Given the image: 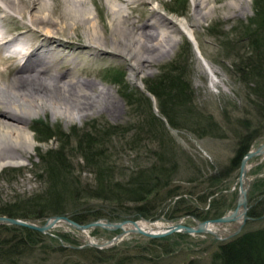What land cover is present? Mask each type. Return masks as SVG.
I'll list each match as a JSON object with an SVG mask.
<instances>
[{
  "label": "rangeland",
  "instance_id": "1",
  "mask_svg": "<svg viewBox=\"0 0 264 264\" xmlns=\"http://www.w3.org/2000/svg\"><path fill=\"white\" fill-rule=\"evenodd\" d=\"M33 1L29 0V3L32 4ZM47 1L50 9L56 8L57 14L54 19L58 20L59 14L67 10L64 3L66 0ZM85 1L83 7L89 11L91 21L96 23L99 41L103 46L91 51L92 46L89 47L91 43L85 38L83 26L74 30H62L58 35L59 43L65 45L70 42L72 48H62L61 53L67 58L61 61L51 74L63 75L65 79L95 80L99 87L107 88L113 93L119 101V106L93 109L87 111L85 115H74L69 120L63 116L55 117L52 111L32 118L30 128L35 136V148L30 153L25 152V158L19 161L21 163L9 164L0 169V204L20 201H14L15 198L24 200L46 196L50 185L43 169L49 159L47 152L51 150L63 149L67 162L74 170V176L82 182L81 190L92 188L96 177L93 171L97 167L83 161L78 145L83 137L84 141L86 137H91L93 141L98 142V147L96 146L98 149L107 152L112 165L127 172L146 164L147 155L152 150H157L161 143L171 149L175 148L180 164L179 185L195 193L194 200L184 195V199L189 201L186 204L199 210L197 214L210 211L214 206L213 202L216 208L224 211V214L232 212L239 200L238 181L241 165L232 168L231 160L245 138L251 141L249 151L259 148L264 143V111L258 108L256 97L250 94L251 91L236 72L240 66V60H237L236 56L249 52L248 43L244 38L250 21L255 20V5L257 2L264 4V0H209V6L204 10L208 16L205 20H200V26H197L196 20L193 21V18L195 19L193 0H163V3L152 1L140 5L135 10L128 9L126 3H123L124 0L123 2L110 0L123 6L125 14L133 15L131 22H135L137 26L155 22L154 17L157 14L176 23L187 19L193 26L191 27L193 38L189 39L182 33L174 34L173 40L176 44L170 42L173 47L171 52L169 53V50L164 54L156 53L155 63L146 67L143 73L136 72L134 69L136 62L128 60L122 53L130 40V35L124 33L122 37L125 41L120 44L111 34L112 15L107 0ZM35 5L37 6L34 8L32 5L31 9L37 14L41 5L37 2ZM154 10L157 11L155 15ZM28 22L29 16L22 17L15 12L11 14V11L0 13V36H6L16 27L29 25ZM36 29L39 28H35V32L43 35V31L39 32ZM42 41L41 39L40 43ZM24 43L22 48L30 45L31 41ZM14 49L15 47L9 51ZM104 57L107 60H103ZM74 58H79L81 62L79 71L74 70V65L71 64ZM204 61L218 73V86L211 85ZM20 64L22 66L25 61H20ZM172 65L182 68L183 73L185 72L183 81L190 86L191 92L188 96V106L194 110L196 116H213L212 124L207 120L204 123H194L197 122L196 117H192L194 114L183 111L176 114L175 121L179 127L174 128L161 114L160 102L148 94L147 86L168 72ZM14 66L8 81L16 75L18 69ZM152 115L163 123L162 127L160 122L152 120ZM49 136H53L54 139L49 143H39L40 139ZM2 156L8 158L12 155ZM49 160L52 161V158ZM250 165L252 168L248 178L251 181V188L248 197L251 208L248 213L249 220L242 227L239 236L264 227V159L263 161L261 158L253 159ZM60 185L59 183L57 189L62 188ZM211 185H214L212 189L215 194L206 197L207 189ZM73 192L71 191V194ZM68 195L72 198L70 193ZM204 196L205 200H208L207 204L201 203L200 198ZM176 200L168 201L159 212V217L155 219L169 220L166 217L167 213L172 210ZM90 204L92 207L98 206L95 211L99 210L118 218L116 216L119 213L104 208L107 206L105 203L91 201ZM131 207L135 208V205H130ZM67 216L71 217L70 214ZM141 219L145 218L126 214L115 220L106 217L100 220L117 223ZM177 220H183V224L187 226H195L196 222H202L192 215ZM45 221L40 220L38 223L42 224ZM121 232L96 229L85 234L68 225L59 226L48 235L42 234L43 243L27 248L21 246L22 258L14 257L13 260L17 264H212L220 246L238 236L233 235L226 240L218 241L210 235L183 234L185 237H178L177 234H173L153 239L157 241L151 244V239L135 234L125 237L115 247L105 250L85 246L86 242L81 238L89 236L93 242L101 243L114 239ZM0 234L6 239L13 235L7 230H0ZM167 238L169 240H165ZM20 241V237H16L11 244L15 245ZM163 249L169 251L164 252Z\"/></svg>",
  "mask_w": 264,
  "mask_h": 264
},
{
  "label": "trees",
  "instance_id": "2",
  "mask_svg": "<svg viewBox=\"0 0 264 264\" xmlns=\"http://www.w3.org/2000/svg\"><path fill=\"white\" fill-rule=\"evenodd\" d=\"M255 14V20L250 21L249 28H246L245 31L244 39L248 43L249 52L242 56H236L237 60H240V66L236 72L239 73L247 89L251 91L250 94L256 97L258 108L264 111L263 3L258 4L257 2ZM184 73L182 68L172 65L168 72L163 73L152 85L147 86L148 94L158 99L161 114L169 120L174 128L179 127L175 121L177 113L184 111L194 114V110L188 106V96L191 92L190 86L183 81ZM151 117L152 120L160 122V126L163 125L156 117L153 115ZM192 117H196L197 122L194 121V123H204L207 120L212 124L214 119L211 115L196 116L194 114ZM107 128L110 129V127ZM53 139V136H49L40 139L39 143H49ZM78 145L83 161L97 167L93 171L96 177L95 185L92 188L81 190L82 182L74 176V170L67 162L63 149L51 150L47 152V156L49 159L52 158V161L47 159L43 169L50 185L45 193L46 196H36L24 200L15 198L14 201H20L0 204V216L45 221L53 216L70 214L71 218L81 225L105 217L115 220L126 214L155 219L159 217V212L168 201L176 200L178 197L180 198L175 201L172 210L167 213L166 217L169 220L192 215L201 221H206L219 218L224 214V211L216 208L215 202H213L214 206L210 208V211L203 214H197L199 210L186 204L189 201L184 199V195H188L190 199L194 200L195 193L187 191L179 185L180 164L175 148L171 149L161 143L157 150H152L148 154L149 156L147 155L146 164L127 172L112 165L107 152L98 149V142L93 141L91 137H86V141L83 137ZM250 145L249 138L241 141L231 160L232 168L241 165L243 158L249 152ZM59 183L62 188L57 189ZM213 187L214 185H211L207 189L206 197L215 194ZM71 191L74 192L71 194ZM69 193L72 198L69 197ZM200 199H202L201 203L207 204L208 200H205V196ZM91 201L105 203L107 206L104 208L118 212L119 215L116 216L118 218L111 217L99 210L95 211L98 206H90ZM130 205H135V208H130ZM0 230H7L13 234L8 239L3 238L0 234V264L4 262L5 264H17L13 259L14 257L22 258L21 246L27 248L31 245H39L44 241L42 234L27 228L2 225ZM177 236L185 237L183 234H177ZM16 237H20L21 241L12 245L11 243ZM165 240H169V238ZM156 241L150 240L151 244ZM163 251L168 252L169 250L163 249ZM212 264H264V227L247 231L229 243L220 246Z\"/></svg>",
  "mask_w": 264,
  "mask_h": 264
},
{
  "label": "bare ground",
  "instance_id": "3",
  "mask_svg": "<svg viewBox=\"0 0 264 264\" xmlns=\"http://www.w3.org/2000/svg\"><path fill=\"white\" fill-rule=\"evenodd\" d=\"M117 1L123 2L122 0ZM152 1L163 3V0H124L123 3H126L128 9L135 10L140 5ZM36 2L41 7L38 13L34 14L31 6L33 5L35 8ZM85 2V0H66L64 3L67 10L62 11L58 20H55L57 10L56 8L50 9L47 0H34L32 4L29 3V0H0V13L11 11V14L15 12L22 17L29 16V25L16 27L6 36H0V169L9 164L21 163L19 161H23L25 152L30 153L35 148L36 140L30 128L32 118H38L41 114L52 111L55 117L63 116L69 120L74 115H85L87 111L93 109H106L118 105L119 101L113 93L107 88L99 87L95 80L65 79L63 75L51 74V71L67 58L62 55V48H72L70 42L65 45L59 43L58 35L62 30H74L83 26L85 38L91 43L89 47L92 46L90 50L96 51L103 46L99 41L96 23L91 21L89 11L83 7ZM107 3L112 15L111 34L120 44L125 41L122 37L124 33L130 35V40L126 43L122 53L128 60L136 62L134 69L138 73L145 72L146 67L155 63L157 58L154 55L156 53L164 54L169 50V53L171 52L173 47L170 42L176 44V41L173 40L174 34L182 33L189 39L194 37L191 32L193 26L187 19L179 20L176 23L171 19L159 16L154 10V15L157 14L154 17L155 22L137 26L135 22H131L133 15L125 14L123 6L110 0H107ZM137 3L138 5H136ZM193 3L195 4V19L193 18V21L196 20L197 26H200V20H205L208 16L204 10L210 2L209 0H193ZM232 6L235 7L234 4ZM168 25L170 26L168 27ZM35 28H39L36 29L39 32L43 31V35L35 32ZM41 39L43 41L40 43ZM26 41H31V44L22 48L21 46H24ZM169 46L172 48L170 49ZM13 47L15 49L9 51ZM22 60L25 61V64L21 66L20 61ZM103 60H107L106 57ZM11 61L12 64L7 63ZM71 64L74 65V70L78 69L79 71L81 65L79 58H74ZM13 66L18 70L16 75L14 74V78L8 81ZM204 68L210 76L211 85L218 86V73L207 62L204 63ZM4 154L12 156L3 157ZM16 154L19 155L16 156ZM258 158L263 161L264 156ZM247 180L251 183L249 178ZM247 180L245 183H248ZM229 213L223 214L221 217L227 216ZM245 216V209L241 208L237 217L231 222L222 226H207L206 229L211 233H203V235L213 236L216 240L217 238L222 239H218V241L226 240L240 231L245 222ZM177 221L174 222L180 223ZM63 225L68 224H59L57 227ZM168 226L169 224L160 218L141 219L137 221L136 225L132 223L125 225L124 229L127 235H135L134 232L138 230L156 234L165 232Z\"/></svg>",
  "mask_w": 264,
  "mask_h": 264
},
{
  "label": "water",
  "instance_id": "4",
  "mask_svg": "<svg viewBox=\"0 0 264 264\" xmlns=\"http://www.w3.org/2000/svg\"><path fill=\"white\" fill-rule=\"evenodd\" d=\"M260 156H264V143L261 145L259 148L256 150H250L246 156L243 158L241 162V167H240V177H239V186H240V194H239V200L237 203L236 208L230 212L227 216L216 218V219H211L203 222H196L195 226H187L184 225V221L180 220V223H175L174 221L167 220L164 218H160L164 220L166 224H169L167 230L163 233H150V232H145L142 230L135 231L134 234L142 235L148 239H159V238H164L171 236L173 234H184V235H201L203 233H208L209 231L206 229L207 226L210 225H216V226H222L225 225L229 222H231L235 217H237V214L239 213L241 208L245 209V222L242 225L246 224V222L249 220L248 213L250 210L249 206V190L251 188V183H249L248 179V173L252 166L250 165V161L253 159H256ZM245 180L248 181V183H245ZM137 224V221H132V220H123L121 222L117 223H112L108 220H97L90 222L88 224H78L74 220L70 218V216L67 215H61V216H53L48 218L44 223H38L36 220H25V219H15V218H10L7 216H0V226L2 225H10V226H18L22 228H27L33 231H36L40 234L43 235H48L50 231L55 229L59 224H68L71 228H74L81 233H90L96 229H105L111 232H115L118 230H121V234L117 235L114 239L107 241V242H92L89 238L87 237H81L85 242V246H90L93 248H96L98 250H105L109 248L115 247L121 240H123L125 237H128L124 226L127 224ZM242 227L240 228V231L236 233L234 236L239 235V233L242 230ZM211 233V232H209ZM237 237V236H236ZM222 240L220 238H217V240ZM83 248V247H82ZM81 249V248H79Z\"/></svg>",
  "mask_w": 264,
  "mask_h": 264
}]
</instances>
